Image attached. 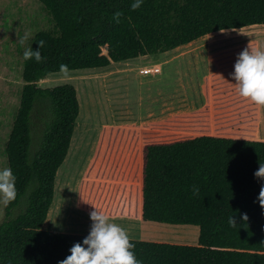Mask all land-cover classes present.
<instances>
[{"label":"trees","instance_id":"1","mask_svg":"<svg viewBox=\"0 0 264 264\" xmlns=\"http://www.w3.org/2000/svg\"><path fill=\"white\" fill-rule=\"evenodd\" d=\"M59 36L38 32L42 59L24 61L20 106L5 148L17 198L0 223V264H58L87 235L43 229L80 115L73 85L42 88L52 74L108 68L207 35L264 25V0H38ZM120 11L119 22L113 13ZM264 139L249 123L212 136L142 147V219L200 229L197 246L131 240L143 264H264ZM199 187L193 195L192 186ZM19 214H15L17 210ZM247 220L243 219V215ZM234 217L236 224L229 222Z\"/></svg>","mask_w":264,"mask_h":264},{"label":"rangeland","instance_id":"2","mask_svg":"<svg viewBox=\"0 0 264 264\" xmlns=\"http://www.w3.org/2000/svg\"><path fill=\"white\" fill-rule=\"evenodd\" d=\"M40 31H47L55 36H59L52 17L38 0H0V166H9L5 148L20 106L21 91L24 86L22 73L25 59L23 58V52L25 48L31 46L34 36ZM25 33L28 34V39L24 40L23 44H21L20 38ZM249 46L252 49H264V25L252 26L241 30L217 32L206 36L197 44L185 47L184 50H225L226 54H223L221 57L222 61H225L222 72L225 76L232 77L230 74L234 71V64L238 54ZM165 53L114 63L108 68L66 71L52 74L44 81L38 83L42 88L65 84L73 85L77 90L80 103V115L72 139L70 156L68 161L64 162L59 169L58 177H62L68 173L74 177H80L82 169L85 166L87 149L83 145L76 168L74 167L76 165L73 166L72 164V155L78 149L77 143L84 139L86 141L87 138L79 139V137L91 133L92 137L95 136L94 140H96L97 135L103 132L105 135L111 134V136L103 138V141L108 142L109 145L105 143L101 149L106 147L108 151L116 152L108 156L110 157L108 162H112L111 169L108 168V173L114 179L137 180L138 162L131 160V156L127 155L130 149L126 151L123 147L126 145L124 142L129 144L131 142L132 154H136L135 152L139 149L138 145L141 140L140 138H134V136L138 135L140 124L142 125L146 121V118L140 120L139 116L134 112L132 113L128 107L130 106L135 112L139 111L138 104L141 102V98H143L144 106L141 107V110L145 112L147 104L150 102L148 100L149 96L159 97L157 96L159 92L166 94L175 93L179 88L180 84L178 82L180 80L184 83L189 82L191 87L187 89V92L190 99L191 97H195L196 100H199L198 94L196 95L194 81L191 77L187 78L186 75L191 74L197 77V80H200L201 74L207 71L206 67L203 66H200L198 70H192L187 63H182V66L175 68L168 65L163 66L161 63L164 62L162 60L165 57L159 55H167ZM156 64H161L163 67L164 74L162 77L164 81L166 80L164 83L158 81L160 76H143L144 74L141 73L143 69ZM234 83L225 82L222 84L223 88L213 91L216 110L225 109L231 114V116L226 118V124L219 131H227L240 125L255 123L257 125V137L264 139V105L255 104L241 97ZM190 89L192 90L190 91ZM203 98L204 93L201 96L202 100ZM207 110L203 111L207 112ZM216 115L217 119H221L218 117V114ZM124 130L131 131L133 136L131 138H124L122 137V132L120 134L111 133ZM185 138L189 137L183 135H164L153 137L152 139L145 137L143 142L148 143L153 140V143H169ZM90 140L92 141V138ZM74 184L73 181L72 185ZM86 184L81 187L80 194L71 193L68 195L65 204L70 205L76 202L80 208L88 210V208H84L83 206L86 205L92 209L93 207L99 208L101 205L106 204L105 199L107 197L110 196L109 198H111V195L115 193L121 192L126 194L131 201L138 200L139 198L138 187H132L129 190V188L121 189L110 185V188L106 190L107 193H101L91 185L87 186ZM125 190L129 193H125ZM59 196L60 192L57 189L56 199ZM5 209L6 206L0 205V223L5 221ZM20 210H17L15 214H19ZM70 212H72L70 207H64L61 216L65 218ZM150 224L166 228V231L160 230L150 233L149 238L147 237L149 242L189 246L198 245L200 236L199 227ZM63 226H65L64 220L55 224L51 230L60 232V230H63ZM78 227L75 223L71 224L72 230L77 232L74 235H85V231H82Z\"/></svg>","mask_w":264,"mask_h":264},{"label":"crops","instance_id":"3","mask_svg":"<svg viewBox=\"0 0 264 264\" xmlns=\"http://www.w3.org/2000/svg\"><path fill=\"white\" fill-rule=\"evenodd\" d=\"M205 37H202L190 44L170 50L169 52L167 51V53L164 52L167 55H159L161 57H165L164 60H162L164 62L161 63L163 66L168 65L175 68L182 66V63H187L192 70H198L200 66L206 67L207 71L206 73L201 74L200 80H197V77H194L191 74L186 75L187 78L191 77L194 81L196 95L198 94L199 100H196L195 97H191L190 99V96L187 92V89L191 87L189 82L187 81L184 83L180 80L178 82V84H180L179 88L175 93L166 94L164 92H159L157 94L159 97H154L152 95L149 96L148 100L150 102L147 104L145 112L141 110V107L144 106L142 101L143 98H141V102L138 104V108H140L139 111L135 112L130 106L128 107L132 113L134 112L139 116L140 120L146 118V121L143 122L142 125L140 124L138 135L134 136V138H140L141 140L138 145L139 149H137L135 152L136 154H132L130 141H128L130 144L124 142L126 145L123 147V149L126 151L130 149L127 155L131 156V160L138 162L137 180L127 181L123 179H114L108 173V168L111 169L112 166V162H108V159L110 158L108 156H110L111 153L114 152L115 154L116 152L108 151L106 147L103 149L101 148L104 147L105 143L109 145L108 142L103 141V138L111 136V134L105 135V133L101 132L99 135H97L96 140H94L95 136L92 137L91 133H88L83 137L80 136L79 139L87 138L89 141H85L84 139L77 143L78 146H76L78 149L75 150V154L72 155V164L73 166L76 165L74 166L75 168L78 166L80 153L83 150L84 145L87 149L85 166L82 169L80 177H74L69 173L63 175L62 177H58L59 172L57 173L55 183V197L49 210L47 220L43 225L44 230L55 232L51 230L53 226L64 220L65 226H63V230H60L58 233L77 234V232H74V230L71 228V224L75 223L79 226L78 228H80L82 231H85V235H88L92 223L89 213L93 209L86 205L83 207L88 208V210L82 209L76 202L70 205L65 204L66 197H68V195L71 193H77L76 195L80 194L81 187L87 183V186L91 185L93 188H95V190H99L101 193H107L106 190L110 188V185L117 186L121 189L129 188V190L132 187L139 188L138 200L131 201L126 194L120 192L111 195V198H109L110 196L107 197L105 199L106 204H103L97 208L107 215L110 221L125 227L131 240L148 241L147 239L149 238L150 233L160 230L166 231V228L144 222L142 219V147L144 144H147L143 142V139L145 137L152 139L153 137L164 135H183L187 137L212 136L216 132H219V129H222V127L227 122L226 118L231 116L229 111H226L225 109L216 110V103L213 100V91L215 89L223 88L222 84L225 82H235L232 77H227L222 72V67L225 64V61H222L221 57L223 54H226V51L219 49L184 50L185 47L197 44ZM161 64H156V66L161 68V73L151 77L160 76L158 81L164 83L166 80L164 81V78L162 77L164 70ZM191 90L192 89H190V91ZM203 93L204 98L202 100L201 96ZM147 94L150 95L149 92H147ZM203 110H207V112H204ZM202 112L204 113L202 114ZM216 114H218V117L221 119H217ZM121 132L123 133L122 137L124 138H131L133 136L132 132L128 130L120 132L115 131L111 133L120 134ZM90 138H92V141ZM152 142L153 140L149 141L148 143ZM71 147L72 146H70L65 162L69 159ZM73 181L75 183L74 185H72ZM57 189L60 192L58 199H56ZM125 191V193H129L127 190ZM67 206L71 208L72 212L63 218L61 216V212L63 208Z\"/></svg>","mask_w":264,"mask_h":264},{"label":"clouds","instance_id":"4","mask_svg":"<svg viewBox=\"0 0 264 264\" xmlns=\"http://www.w3.org/2000/svg\"><path fill=\"white\" fill-rule=\"evenodd\" d=\"M144 0H132L130 7L139 9ZM120 11L113 13V19L119 22ZM28 39V34L20 38V43ZM43 40L38 41L39 48H25V60L42 59L41 48ZM235 81L238 94L255 104L264 105V49L249 47L241 51L234 64V71L230 74ZM254 176L264 180V163H259ZM16 176L10 166H0V205L7 206L17 198ZM192 193H199V187L192 186ZM259 202L264 207V184H261ZM91 226L87 236L82 241L74 243L69 249L70 254L58 261V264H143L137 258L134 243L131 242L127 229L109 220L102 211L93 207L89 213ZM243 219L247 220L246 214ZM229 222L236 224L234 217Z\"/></svg>","mask_w":264,"mask_h":264},{"label":"built area","instance_id":"5","mask_svg":"<svg viewBox=\"0 0 264 264\" xmlns=\"http://www.w3.org/2000/svg\"><path fill=\"white\" fill-rule=\"evenodd\" d=\"M161 71L162 70H161V68L159 66L154 65V66H151L149 68L143 69L141 71V73L144 74V75L155 76V75L160 74Z\"/></svg>","mask_w":264,"mask_h":264}]
</instances>
